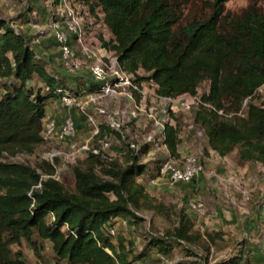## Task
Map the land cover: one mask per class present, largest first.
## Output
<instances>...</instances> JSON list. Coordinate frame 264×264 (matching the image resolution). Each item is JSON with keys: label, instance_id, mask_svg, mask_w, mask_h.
Segmentation results:
<instances>
[{"label": "trees", "instance_id": "trees-1", "mask_svg": "<svg viewBox=\"0 0 264 264\" xmlns=\"http://www.w3.org/2000/svg\"><path fill=\"white\" fill-rule=\"evenodd\" d=\"M60 1L54 0V4ZM83 1L90 11L99 8L104 15L112 39H101L103 47L115 53L126 73L147 75L137 80H152L159 96L198 95L200 86L208 85L201 99L215 111L199 108L193 114L202 127L206 150L225 158L237 149L242 162L264 167V103H254L264 86L262 9L248 7L235 15L225 9L230 0H213L206 3L207 13L183 23L184 9L193 0ZM51 38L57 45L53 35ZM40 50L0 19V264H30L12 247L24 242L41 258L47 241L55 264H137L149 250L168 256L174 246L183 247L191 256L197 254L194 248L200 250L201 260L207 263L223 233L196 231L182 212L172 213L171 231L150 236L138 254L131 242L119 238L115 244L104 232L116 218L139 225V212L161 208L153 205L137 181L149 174L160 179L163 161L151 165L140 161L149 154V145L133 151L118 133L100 125L98 138L113 133L119 148L112 157L86 153L82 166L71 171L73 187L53 178L58 158L45 160L40 172L11 162L17 154L31 155L45 143L42 122L47 104L59 96L58 86L68 79L90 82L85 72L71 75L61 68L50 72ZM63 109L64 119L72 116L75 122L71 108ZM181 131L177 121L165 125L164 144L175 159L180 158ZM237 245L228 257L212 264H249L248 256L256 247L247 240Z\"/></svg>", "mask_w": 264, "mask_h": 264}, {"label": "rangeland", "instance_id": "rangeland-1", "mask_svg": "<svg viewBox=\"0 0 264 264\" xmlns=\"http://www.w3.org/2000/svg\"><path fill=\"white\" fill-rule=\"evenodd\" d=\"M212 1L193 0L185 7L184 16L186 18H183L182 22L184 23L191 16L207 13L206 3ZM82 7L79 0H61L56 5L54 0H0V19L8 21L12 27L21 31L34 49H41L40 51L49 62L47 68L50 72H56V68H61L63 72L58 47L51 38L53 34L51 30L54 27H65V24L69 23L64 14L68 12V9L73 11L74 16L81 19L79 25L87 33V37L91 39L101 37L104 41L111 40L110 33L102 23L103 16L98 8H94L92 12L89 4L88 9L85 7L84 10ZM248 7H256L264 11L261 0H230L225 5L226 12L235 15L240 14L243 9ZM141 75L145 77L143 74ZM62 84L58 86V89L64 92L72 94L76 93L75 90L78 89L64 82ZM144 86H148V83L144 82ZM207 89L208 85L202 84L198 89V94L207 92ZM82 96L81 98L84 100L82 103H85L86 95ZM254 103L257 106L264 103V86L255 95ZM83 106L88 115L97 118L102 125L104 124V118L96 114L92 105ZM63 108L59 106V112L67 115ZM110 110L119 113L124 111L122 105H111ZM70 111L71 114L75 112L78 114L82 124L86 123L85 116L78 108H71ZM193 114L173 117V121H177L182 128V139H180L178 150L180 158L175 160L180 165L188 156L196 158L202 168L200 175L189 185L170 184L166 179H158L155 174L138 178L137 181L144 186L153 205L161 208L139 212L138 217L141 219L139 225H135L127 219V221L125 220L126 225L121 226L122 221H120L114 227L116 232L111 240L115 244L119 238L124 239L126 243L131 242L134 251L138 254L145 249L150 236L162 235L171 231L172 213L180 212L191 219L196 231L202 234L220 232L223 233V237L216 240L207 263L201 260L200 250L194 248L193 253L199 255L191 256L183 247L174 246L170 255L164 256V260H158L156 256L158 254L149 250L146 253L147 258L137 264H145L147 261L151 264H212L214 261L228 257L238 247L237 244L247 240L244 235L249 238H258V236L264 235V167L257 163L242 162L237 149L225 158H219L215 153L206 150L204 148L205 140L194 139L185 130L187 123L194 119ZM125 116V113L118 114L123 124L122 137L126 143L135 145L136 150H139L151 128L146 126L144 120H141L142 124L139 122L138 124H128L125 121ZM78 132L83 136L84 131ZM88 132L90 133V128L86 127V137L83 136L81 142L75 139L79 133L63 144L46 140L45 143L36 147L33 154L19 153L12 157L11 162L22 163L40 172V167L45 160L52 161L53 158H58L60 160L58 164L59 182L73 187L74 177L71 171L73 167L82 166L81 163L86 154L75 151L83 144L82 142L89 138ZM104 140L112 143L106 154L114 156L119 148L116 136L113 133H107L105 139L96 138L93 145H99ZM80 143L82 144L79 145ZM167 158V153L155 151L141 156L140 161L143 164L151 165L156 161H166ZM194 198H198L204 203L208 214L218 212L222 217L212 223L209 222V219L206 221L204 219L196 220L187 210L188 201ZM222 220L224 221L222 222ZM222 229L224 231H221ZM12 249L21 251L30 264H55L52 258L51 244L48 241L45 242V250L42 252L41 258H37L38 254L27 247L24 242L20 246H13Z\"/></svg>", "mask_w": 264, "mask_h": 264}, {"label": "built area", "instance_id": "built-area-1", "mask_svg": "<svg viewBox=\"0 0 264 264\" xmlns=\"http://www.w3.org/2000/svg\"><path fill=\"white\" fill-rule=\"evenodd\" d=\"M79 2L83 5L82 9L85 10V7L88 9L83 0H79ZM98 10L104 18L102 11L99 8ZM64 14L69 23L65 24V27H54L51 30L57 43L61 66L66 73L71 75L85 72L90 77V87H93L92 91H89V87L78 88L75 90L76 93L72 94L59 89L56 91L59 95L56 99L59 101V105L69 109L78 108L91 128L89 138L75 152H90L93 155L103 153L110 156L106 152L112 146V143L108 140H104L99 145H93V141L100 135V125L102 124L97 118L88 115L83 105H92L96 114L104 118L103 125L106 129L118 133L121 137L123 136V124L118 114L125 113L126 123L138 124L139 122V124H142L141 120H144L146 126L151 128L143 141V145H149V153L155 151L167 153L168 158L160 165V179H166L170 184H191L202 171L200 163L196 158L188 156L180 165L177 164V159L175 160L169 155L164 144L165 125H174L173 117L177 115H189L199 108H208L215 111L214 108L205 104L199 94H184L176 98L159 96L157 93L158 87L152 80H137L139 77L144 78L141 74L147 76L143 72L139 71L132 75L121 68L115 53L103 47L101 37L95 39L87 37V33L79 25L81 19L74 16L73 11L68 9V12ZM103 18L102 23L104 25ZM144 82H147L148 86H144ZM84 94L88 98L85 103H82L80 98ZM111 105H122L124 111L120 113L111 111ZM217 113L222 115V112ZM238 115L243 116L242 112ZM42 127L45 141L52 140L63 144L76 136L75 122L72 116L66 117L59 125L56 124L53 118L47 119L45 116ZM185 130L194 139L204 140L202 127L194 119L187 123ZM181 136L182 131L179 134V139H182ZM105 137L103 138L105 139ZM122 140H124L123 137ZM129 148L138 151L133 144L129 145ZM58 170L57 168L53 176L56 181H59ZM47 178L48 176H44V179ZM187 210L196 220L204 219L206 221L209 219V222L212 223L217 222L219 219L218 212L208 214L204 203L198 198L188 201ZM120 221H122L121 226L126 225L125 220L116 218L108 223L110 225L104 228V232L108 236H115L116 229L114 227ZM156 256L158 260H164L165 258L159 254ZM145 264L151 263L147 261Z\"/></svg>", "mask_w": 264, "mask_h": 264}, {"label": "crops", "instance_id": "crops-1", "mask_svg": "<svg viewBox=\"0 0 264 264\" xmlns=\"http://www.w3.org/2000/svg\"><path fill=\"white\" fill-rule=\"evenodd\" d=\"M68 76V75H67ZM83 81V80H82ZM80 79L78 80H74V79H68L67 80V84H70L73 88H82V87H85V88H88L90 87L91 85V80L90 82L89 81H83L82 82ZM65 83V81H63ZM89 89V88H88ZM85 100L88 98L84 97ZM84 100L82 98H80V102H83ZM59 101L58 100H53L51 102L48 103V105L46 106V112H45V116L47 119L49 118H54V119H57L58 122H62L64 120V114H61V112H59ZM79 116L78 114L75 112V123H76V129H77V134L79 133V135H77V140H79L81 142V140L83 139V136L86 137L85 135V131H86V125L88 124H82L79 120H78ZM89 126V125H88ZM90 128V127H89ZM84 131L83 132V136L80 135V132L78 131ZM91 130V128H90ZM90 133L88 132V135ZM86 141V140H85ZM82 142L83 144L85 143ZM82 143H80L79 145H81ZM219 214V219L222 217L221 213H218ZM218 219V220H219ZM224 220H222L223 222ZM221 231H224L223 229ZM244 238H246L252 245L254 246H259L257 248H255L256 252H254L253 255L251 256H248V263L249 264H257V263H264V235H261V236H258V238L256 237H253V238H249V237H246L244 235ZM147 257H145L144 259H146Z\"/></svg>", "mask_w": 264, "mask_h": 264}]
</instances>
